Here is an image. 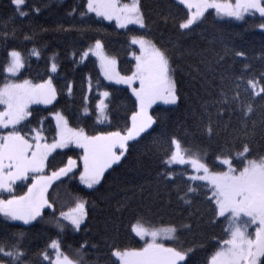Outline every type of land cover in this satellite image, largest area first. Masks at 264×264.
I'll return each instance as SVG.
<instances>
[{
	"label": "snow or ice",
	"instance_id": "obj_1",
	"mask_svg": "<svg viewBox=\"0 0 264 264\" xmlns=\"http://www.w3.org/2000/svg\"><path fill=\"white\" fill-rule=\"evenodd\" d=\"M10 3L15 6L19 16L28 15L19 10L24 0H10ZM178 3L188 9L187 17L177 25L181 34L198 27L209 9H215L217 15L236 20L245 19L246 14L256 13L264 19V0H235L234 3L231 0H178ZM82 8L79 11L81 18L94 13L103 20H114L119 28L134 24L139 25L146 33L149 31L141 0H130L128 3H123L122 0H86ZM34 11L39 13L40 9L36 8ZM76 12L77 8L74 7L69 15ZM162 19L167 23V17ZM260 28L264 29V24ZM61 30L71 32L86 29L69 27ZM3 37L6 41V32ZM25 39L31 37L26 36ZM130 43L139 46L138 53L131 52L135 64L129 69L130 74L122 75L117 71L116 58L105 54L100 39H96L94 44L79 53V61L74 59V63H82L91 53L97 58L105 80L114 81L115 85H127L131 89L130 98H134L132 104L135 110L128 117L130 126L123 130L96 131L92 135L82 127H71L68 117L60 110L49 113L54 124L48 122L49 117H41L36 126H31L30 105L35 103L55 107L54 102H58V91L52 75L58 71V54L50 58L52 63L47 79L34 83L30 79H19L18 74L25 68L22 52L14 47H5L6 63L3 73L6 76L3 84H0V106H3L0 110V193L8 194L7 199L0 198V216L5 222L22 221L24 225H30L38 218L43 219L44 209H51L58 236L68 227L80 231L89 217V201L82 196L72 195L74 206L64 211L62 209L65 205L61 204L59 216H56L55 205L48 198L49 188L57 182L62 183L65 178L71 179L79 171V182L87 189L97 191L96 186L105 180L106 170L112 168L113 164H118L129 151V141H135L158 121L166 119L164 115L154 117L149 111L152 105L157 101L177 105L181 100L177 86V68L173 65L177 59L193 55V50L171 41V47L158 45L147 34L132 36ZM198 54L202 59L194 68L189 65V76L198 89V96L199 91L204 93L199 96L201 118H207L204 131L209 138L219 135L220 120L225 115L229 119L224 123L223 130L228 132L232 128L233 116L237 117L238 128L228 133L231 141L226 140L225 147L215 156L213 164L222 169L219 171L206 162V153L185 148L180 139L169 137L168 148L165 150V170L157 175L156 196L161 195V188L167 190L168 185L173 184L177 199L188 208H193L194 197L203 192L204 201L210 206L211 212L208 223H220L221 218L226 222L223 235L227 238L215 240L214 250L210 256L204 257L202 264H264V153H256L252 148L257 128L264 134V103L259 106V121L253 119L257 114V101H264V69L254 70L251 65L245 64L240 74L229 70L217 72L224 56L216 54L208 58L204 52ZM30 55L39 58L41 53L33 48ZM76 55L73 52V57ZM234 56L244 57L245 53L235 52ZM201 65L205 68L203 72ZM87 81L88 90L92 91L90 75ZM137 83L138 86H135ZM95 86L97 89L101 87L99 79ZM66 87L67 95L71 97L72 83H68ZM242 93L247 97L246 100L241 98ZM110 96L108 91L99 92L100 99L95 105L97 125L112 126L108 114L109 104L105 102ZM83 99L87 101L88 97ZM83 111L88 113L89 108L85 106ZM46 133H50V137ZM236 141H241V150H233ZM229 143L233 146L228 147ZM72 145L82 150V155L78 157L82 161V170L78 160L63 151L72 150ZM57 156L62 158L59 161L62 166H57ZM63 157H66V162ZM173 163L190 164L194 170L195 174L187 175L184 187L175 184L178 174L167 167ZM183 176L181 173L179 178L182 179ZM29 179L27 191L16 195L14 186L17 181ZM196 181L203 183L199 186L188 183ZM140 191H144L143 185L140 186ZM131 199L132 197H127L119 202L121 207L126 209ZM187 219L195 220L199 227L203 216L196 209L189 213ZM253 225L254 233L250 231ZM192 229V222L174 223L162 228L151 227L143 215H137L130 230L143 241V247L121 248L113 243L109 246V256L113 258V264H197L198 248L203 250L204 246H185L179 236L180 232H191ZM15 236L14 243L0 244V264H4L5 260L8 264H26L27 252L20 242L24 233ZM165 240L171 241L174 246H167ZM88 245L89 242L84 241L69 256L62 250L61 241L53 239L38 255L42 264H88L84 259ZM90 247L95 249L97 245L92 244ZM49 249L55 251L54 259L49 255Z\"/></svg>",
	"mask_w": 264,
	"mask_h": 264
},
{
	"label": "trees",
	"instance_id": "obj_2",
	"mask_svg": "<svg viewBox=\"0 0 264 264\" xmlns=\"http://www.w3.org/2000/svg\"><path fill=\"white\" fill-rule=\"evenodd\" d=\"M84 3L86 0H24L19 10L28 15L21 17L15 6L11 5L10 0H0V84H3L6 76L3 73V66L6 63V46L16 48L25 57V68L21 70V74H18L19 79H30L34 83L47 79V72L52 63L50 58L58 54L56 58L58 71L52 74L53 83L58 91V102H54L55 107L52 105L30 106L31 126H36V122L41 117H49L50 112L57 110L63 111L68 117L71 127H82L89 135L95 134L96 131L123 130L126 126H130L128 117L135 110L132 104L134 98H130L131 89L105 80L93 56H88L82 63H74V59L80 60L79 53L93 44L96 39L102 41L105 54L116 58L117 70L122 75L130 74L129 69L134 64L131 52L139 51L137 46L130 43L132 36L147 34L158 45L171 47L169 43L171 41L182 45L183 48L192 49L193 55L177 59L173 65L177 68L176 78L181 100L177 105L157 104L151 108L150 113L154 117L164 115L166 119L158 121L147 133H142L135 141L129 142V151L118 164L105 172V180L101 185L96 186L97 191L87 189L79 183V171H76L71 179L65 178L62 183L57 182L49 188L48 198L55 205L56 216H59L61 204L65 205L62 209L64 211L74 206L71 201L72 195L82 196L89 201V217L80 231L77 232L68 227L58 236L51 209H44L43 219L38 218L30 225H24L18 221L5 222L0 216V244L14 243L15 234L24 233L20 242L27 252L26 264H42L38 254L50 244L51 240L59 239L62 250L69 256L73 255L81 243L88 241L89 245L85 248L84 257L88 264H113V258L109 256L111 244L115 243L121 248L130 249L143 246V241L130 230L131 225L136 222L137 215H143L149 226L156 228L174 223L192 222V231H182L179 236L185 246L192 244L204 246L203 250L198 248L196 254L197 264H202L204 257L210 256L214 250L215 240L221 237L227 238L223 235L226 222L221 218L220 223L214 225L208 223L211 212L210 206L204 201L203 192L194 197L193 208H188L177 199L173 184H169L167 190L161 188V195L156 196L157 175L165 170V150L168 148L167 141L171 136L180 139L185 148L200 151L202 154L206 153V162L214 170H222L216 168L213 161L221 148L225 147V141H231L228 133L238 128L237 117H232V128L225 132L223 125L229 119L225 115L220 120L219 135L208 137L204 131L207 118H201L202 110L199 107V96H203L204 93L201 90L198 96V89L194 87L189 76V65L193 68L198 65L202 59L198 53L204 52L208 58L216 54L224 56L217 72L229 70L240 74L245 64L251 65L254 70L264 69V29L260 28V25L264 24V19L256 13L246 14L245 19L236 20L221 17L216 11L210 9L205 13L198 27H194L191 32L181 34L177 25L187 17L188 9L185 6L180 5L177 0H141L142 11L149 29L146 33L134 24L128 25L127 28H119L114 22L96 17L94 13L81 18L79 11L83 10ZM74 7L77 8V12L70 16L69 12ZM36 8L40 9L39 13L34 11ZM162 17L168 18L167 23ZM69 27L86 30L71 32L61 30V28ZM5 32L7 33L6 41L3 37ZM26 36L31 39L26 40ZM33 48L40 51L39 58L30 55ZM73 52L77 53L75 57ZM235 52H244L245 56L236 57ZM201 71H205L202 65ZM89 75L92 78L93 88L88 92L87 77ZM97 79L101 84L99 89L95 86ZM68 83H72L73 86L71 97L67 95ZM241 87L243 88V85ZM102 91L111 93V96L106 98V103L109 104L111 127L107 124H96L95 105L100 98L99 92ZM85 96L88 97L87 101L83 99ZM241 98L247 99L243 93ZM261 103L264 101H257V114L253 117L257 121L260 118ZM85 106L89 108L88 113L83 111ZM213 119L215 120V115ZM48 122L54 124L51 117ZM46 135L50 137L51 134L46 133ZM227 146L233 145L229 143ZM252 148L256 153H264V134H261L259 128L253 139ZM71 149L63 151L73 159H77L82 170L78 159L82 154L81 150L73 147ZM241 149V141H236L233 150ZM61 159L57 156V166H62L59 164ZM63 159L66 162V157ZM167 167L178 174L175 184L184 187L187 175L190 173L188 165L173 164ZM181 173L184 174L182 179L179 178ZM28 183L30 179L17 182L14 186L15 194L22 195L27 191ZM188 183L199 186L203 182ZM141 185L144 186L143 192L140 191ZM127 197L132 199L125 209L119 202ZM0 198L7 199L8 194L2 192ZM196 209H199L203 216L199 227L196 226L195 220L187 219L189 213ZM166 243L174 246L171 241ZM92 244L97 247L91 248ZM52 253L53 251L49 249L51 257ZM4 264H8L7 260Z\"/></svg>",
	"mask_w": 264,
	"mask_h": 264
},
{
	"label": "rangeland",
	"instance_id": "obj_3",
	"mask_svg": "<svg viewBox=\"0 0 264 264\" xmlns=\"http://www.w3.org/2000/svg\"><path fill=\"white\" fill-rule=\"evenodd\" d=\"M178 1V0H177ZM123 3H128V2H130V0H126V1H122ZM231 2L232 3H234L235 2V0H231ZM210 10V9H209ZM211 10H214L215 11V9H211ZM221 17H225V16H221ZM112 22H114L115 24H116V22L113 20ZM130 25V24H129ZM137 26H139V25H137ZM94 44V43H93ZM135 46H137L138 47V49H139V46L138 45H135ZM139 52V51H138ZM137 52V53H138ZM107 55V54H106ZM89 56H93L96 60H97V58L94 56V55H92L91 53H89ZM134 59V58H133ZM97 63H98V67H99V70H100V66H99V62H98V60H97ZM134 64H135V60H134ZM134 64H133V66H134ZM118 71V70H117ZM100 72H101V70H100ZM101 74H102V72H101ZM102 76H103V74H102ZM104 77V76H103ZM20 80H22V79H20ZM109 82H112V83H114V81H109ZM138 84V83H137ZM124 86H127V85H124ZM88 92H89V90H88ZM100 99V98H99ZM106 102V101H105ZM157 104H164L163 103V101H157L155 104H153L152 105V107L153 106H155V105H157ZM32 105H44V104H32ZM32 105H30V106H32ZM165 105H167V104H165ZM2 108H3V106H0V110H2ZM151 110V109H150ZM149 110V111H150ZM53 123H54V120H53ZM138 138V137H137ZM136 138V139H137ZM129 142H131V141H129ZM70 147H74V148H76L74 145H72V146H70ZM77 149H79V148H77ZM79 150H81V149H79ZM81 152H82V150H81ZM82 155V154H81ZM122 159V158H121ZM80 164H81V167H82V161H80ZM173 164H176V165H180V164H178V163H173ZM173 164H171V165H173ZM113 165H116V164H113ZM112 165V166H113ZM184 165H188V167H189V169H190V173L189 174H195L194 173V170L192 169V167H191V165L190 164H184ZM107 171V170H106ZM188 174V175H189ZM78 181H79V176H78ZM17 182H19V181H17ZM80 183V182H79ZM81 184V183H80ZM81 185H83V184H81ZM84 187H86L85 185H83ZM18 222H21V223H23L22 221H18ZM162 228V227H161ZM254 231H255V225H253V227H252V231L251 232H253L254 233ZM167 242V240H165L164 241V243L167 245V246H170L169 244H167L166 243ZM143 247V246H142ZM53 251V250H52ZM53 255H52V258L54 259L55 258V251H53V253H52Z\"/></svg>",
	"mask_w": 264,
	"mask_h": 264
},
{
	"label": "bare ground",
	"instance_id": "obj_4",
	"mask_svg": "<svg viewBox=\"0 0 264 264\" xmlns=\"http://www.w3.org/2000/svg\"><path fill=\"white\" fill-rule=\"evenodd\" d=\"M74 148V147H73ZM77 149V148H76Z\"/></svg>",
	"mask_w": 264,
	"mask_h": 264
}]
</instances>
